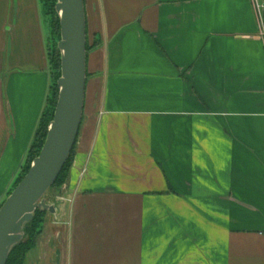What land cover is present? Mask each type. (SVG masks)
<instances>
[{
    "label": "crops",
    "instance_id": "0c3cea01",
    "mask_svg": "<svg viewBox=\"0 0 264 264\" xmlns=\"http://www.w3.org/2000/svg\"><path fill=\"white\" fill-rule=\"evenodd\" d=\"M62 264H264V38L253 0H85ZM41 0H0V206L52 84Z\"/></svg>",
    "mask_w": 264,
    "mask_h": 264
},
{
    "label": "water",
    "instance_id": "95a60500",
    "mask_svg": "<svg viewBox=\"0 0 264 264\" xmlns=\"http://www.w3.org/2000/svg\"><path fill=\"white\" fill-rule=\"evenodd\" d=\"M61 77L55 113L45 143L29 171L0 206V264L24 237L36 211L56 214L45 195L54 185L77 142L87 86V17L85 0H58Z\"/></svg>",
    "mask_w": 264,
    "mask_h": 264
},
{
    "label": "trees",
    "instance_id": "16d2710c",
    "mask_svg": "<svg viewBox=\"0 0 264 264\" xmlns=\"http://www.w3.org/2000/svg\"><path fill=\"white\" fill-rule=\"evenodd\" d=\"M41 1L44 4V8L46 9L47 13H49L51 17L52 32H54V34L56 35L57 37L56 40L58 43L61 40L60 17L56 11V4L58 0H41ZM87 49L88 50L90 49L88 47V42H87ZM49 55H50L51 67L52 65H54L55 69L59 71V76H57L54 80V71H53L54 69L52 67L51 90L54 89V85H55V92L52 95L51 90H50V96L48 98V105L42 114L34 140L28 152L27 160L24 165L23 171L14 182V188L18 185V183L22 180V178L26 175V173L29 171L31 167L32 162L28 164V159H30V155H32L33 153V157L31 160L33 161L40 154V151L47 137L50 122L52 121L54 117L55 107H56L58 95H59L58 80L61 77V51L59 50L57 45L54 47L53 51L50 52ZM75 147H76V144L74 146V149L70 157L68 158L66 164L64 165L60 175L58 176L56 182L54 183L52 187L57 186L58 184L62 183L65 179L68 178L69 171L71 169L72 162L74 159ZM34 149L35 151L33 152ZM10 194H11V191L8 193V195ZM47 213H48L47 211H43L39 209L36 211L33 220L30 223H28L24 228L23 240L18 245H16L14 249L11 251L7 264H25L29 251H31L35 247L36 239L42 233V230H43L42 224L44 222L43 218ZM24 239L26 240L24 241Z\"/></svg>",
    "mask_w": 264,
    "mask_h": 264
},
{
    "label": "rangeland",
    "instance_id": "374dc122",
    "mask_svg": "<svg viewBox=\"0 0 264 264\" xmlns=\"http://www.w3.org/2000/svg\"><path fill=\"white\" fill-rule=\"evenodd\" d=\"M261 4L264 3V0H259ZM44 6V4H43ZM44 12L45 15L47 17V19L49 20V24H50V52L53 51L54 47L57 45V40H56V35L54 34V32H52V21H51V17L49 15V13H47L46 9L44 8ZM88 38V47L92 48L94 47L97 43L96 40H93L92 37L89 38V36H87ZM53 67V71H54V80L57 76H59V71L57 69H55V66L52 65ZM55 92V85H54V89L51 90V93L53 95V93ZM41 135V133H40ZM35 151V149L33 150V152ZM33 157V153L32 155H30V159H28V164L31 161ZM73 164V162H72ZM72 167V166H71ZM70 174V171H69ZM69 176L67 179H65L62 183L58 184L55 187H52L45 195V198L47 200L48 203H56V204H60L63 202H71L72 197L68 196L66 194V189H67V182H68ZM14 190V185L11 188V192ZM9 191V192H10ZM9 196V195H8ZM7 196V197H8ZM6 197V198H7ZM6 198L4 199V201L6 200ZM44 222L42 224V233L37 237L36 239V244L35 247L29 251L25 264H62L61 261V257H62V245L59 242V232L60 229L59 228H53V226L50 225V222L52 220V217L50 215V213L48 212L44 218H43ZM26 239H24L25 241Z\"/></svg>",
    "mask_w": 264,
    "mask_h": 264
},
{
    "label": "built area",
    "instance_id": "2783aa9c",
    "mask_svg": "<svg viewBox=\"0 0 264 264\" xmlns=\"http://www.w3.org/2000/svg\"><path fill=\"white\" fill-rule=\"evenodd\" d=\"M253 3L260 26V34L264 38V3L261 4L259 0H253Z\"/></svg>",
    "mask_w": 264,
    "mask_h": 264
}]
</instances>
